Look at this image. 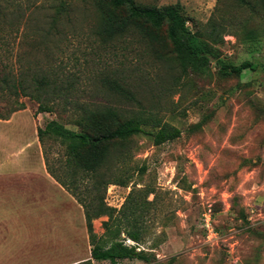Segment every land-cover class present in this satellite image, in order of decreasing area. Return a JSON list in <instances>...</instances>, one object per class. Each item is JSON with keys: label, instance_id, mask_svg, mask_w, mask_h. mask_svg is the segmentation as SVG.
<instances>
[{"label": "rangeland", "instance_id": "obj_1", "mask_svg": "<svg viewBox=\"0 0 264 264\" xmlns=\"http://www.w3.org/2000/svg\"><path fill=\"white\" fill-rule=\"evenodd\" d=\"M135 3L177 7L210 61L207 71L180 66L165 27L155 39L136 26L102 34L107 0H4L0 74L48 76L42 95L53 111L39 112L36 100L22 97L26 109L12 124L0 123V149L9 153L36 134L44 169L0 175V264H87L92 246L78 198L89 206L102 198L120 239L151 259L118 264H264V12L234 0ZM245 61L257 69L218 74L220 64ZM106 109L147 132L180 135L161 145L145 134L117 141L103 169L76 176L64 144L38 141L49 121L80 131L84 112ZM108 220L93 221L98 238ZM135 230L139 244L125 235Z\"/></svg>", "mask_w": 264, "mask_h": 264}, {"label": "trees", "instance_id": "obj_2", "mask_svg": "<svg viewBox=\"0 0 264 264\" xmlns=\"http://www.w3.org/2000/svg\"><path fill=\"white\" fill-rule=\"evenodd\" d=\"M236 3L248 7L252 12H264V0L252 3L251 0H234ZM4 0H0V17L4 14ZM102 11V34L113 36L125 33L131 26L138 27L145 35L155 39L156 32L166 28L167 38L171 43L176 59L184 70L194 73H205L210 61L204 54L196 35L189 29L187 21L175 6L163 8L142 7L135 0H107V5ZM216 29H214L215 31ZM0 43V48H1ZM257 66L245 61L240 65L220 64L218 74L221 78H230L234 74H241L245 70L255 71ZM14 73L3 71L0 74V120L8 121L13 114L25 110L24 102L20 98H30L39 103V112H52V107L44 103L43 91L50 86V79L45 75H37L31 71L26 72L21 78H16ZM117 92L126 93L117 83L112 86ZM57 95L51 99L52 103ZM80 131L67 128L58 121H49L44 128H38V140L43 146L46 138L60 141L68 149V164L76 176L78 172L96 174L105 167L109 159L112 145L117 141H126L139 134L151 136L156 145L164 144L179 137L180 131L161 129L157 132H147L138 122L123 121L119 112L113 109L86 111L77 121ZM49 174L65 189L69 185L61 179L47 163ZM78 171V172H77ZM109 182L104 183V191ZM78 196L77 193H73ZM85 212L86 226L89 233L91 261L110 262L118 264L122 260H140L150 262L151 259L142 252H137V247L128 246L121 238V230L115 224L113 215L108 211L106 204L101 202L96 206H89L78 198ZM102 216H109L105 223V233L98 238L94 232L93 221ZM130 240L139 244L141 232L127 231L125 234ZM104 238V239H103Z\"/></svg>", "mask_w": 264, "mask_h": 264}, {"label": "crops", "instance_id": "obj_3", "mask_svg": "<svg viewBox=\"0 0 264 264\" xmlns=\"http://www.w3.org/2000/svg\"><path fill=\"white\" fill-rule=\"evenodd\" d=\"M19 113L20 112L14 114L12 119L8 121L0 120V123L4 122L5 125L12 124ZM1 139L3 140L2 136ZM30 141L19 146V148H17L15 153L14 152L9 153L8 150L4 151L3 146H1L0 175H4V177H8L18 174L24 175V174H28L29 172L30 173L36 172L38 174H41L43 172L42 171L43 168L39 167V160L41 161V150L37 143V136L35 133L33 134V142L29 143Z\"/></svg>", "mask_w": 264, "mask_h": 264}, {"label": "built area", "instance_id": "obj_4", "mask_svg": "<svg viewBox=\"0 0 264 264\" xmlns=\"http://www.w3.org/2000/svg\"><path fill=\"white\" fill-rule=\"evenodd\" d=\"M205 227L207 230V238L209 240H212L215 237H217V234H215V228H214L213 224L211 223V219L207 215L205 216Z\"/></svg>", "mask_w": 264, "mask_h": 264}]
</instances>
